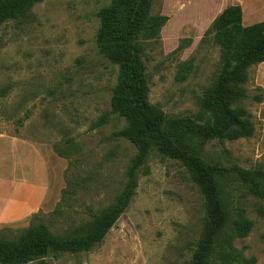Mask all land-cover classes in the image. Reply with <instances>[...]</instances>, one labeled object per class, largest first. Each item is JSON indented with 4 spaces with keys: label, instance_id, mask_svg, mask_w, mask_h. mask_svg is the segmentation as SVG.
<instances>
[{
    "label": "rangeland",
    "instance_id": "1",
    "mask_svg": "<svg viewBox=\"0 0 264 264\" xmlns=\"http://www.w3.org/2000/svg\"><path fill=\"white\" fill-rule=\"evenodd\" d=\"M110 0H42L23 17L0 27V133L32 139L63 160V189L44 222L60 237L87 225L111 205L126 182L135 147L111 134L125 120L111 113L118 67L96 44L97 12ZM243 7L244 25L264 21V0H154L152 14L169 19L160 34L140 38L149 99L168 117L204 120L202 98L220 70V47L211 26L230 5ZM248 97L235 102L251 114L255 133L236 140L212 139L202 158L219 168L229 212L209 264L227 254L264 264V201L237 173V166L264 165V62L249 68ZM262 88V89H260ZM204 117V118H203ZM52 153V154H53ZM205 199L184 164L153 150L139 172L136 193L103 242L88 252L49 254L28 264H188L202 235ZM253 221L247 236L238 228ZM27 226H2L0 237H19ZM248 264V263H243Z\"/></svg>",
    "mask_w": 264,
    "mask_h": 264
},
{
    "label": "trees",
    "instance_id": "2",
    "mask_svg": "<svg viewBox=\"0 0 264 264\" xmlns=\"http://www.w3.org/2000/svg\"><path fill=\"white\" fill-rule=\"evenodd\" d=\"M42 0H0V27L9 20L23 17ZM154 0H110L97 12L99 28L96 44L102 54L118 67L117 82L112 89L111 111L103 114L97 126L108 121L111 113L124 118L125 125L111 138H123L135 147V155L126 173V182L115 201L72 234L60 237L44 223L31 225L13 239L0 237V264H28L49 254L88 252L100 245L129 207L139 183V172L153 150L180 160L205 199L202 235L188 264H209L211 248L224 231L229 212L218 182L219 168L202 158L205 145L212 139L236 140L255 133L252 114L235 102L248 97L245 83L249 68L264 62V21L243 24L240 4L225 8L213 22L214 40L220 47V70L202 98L204 120L168 117L149 99L147 67L140 38L157 37L168 17L152 14ZM262 89V88H260ZM264 101V91L255 94ZM240 178L251 192L264 201V165L254 169L237 166ZM253 221L244 219L238 228L247 236ZM255 258L227 254L222 264H254Z\"/></svg>",
    "mask_w": 264,
    "mask_h": 264
},
{
    "label": "crops",
    "instance_id": "3",
    "mask_svg": "<svg viewBox=\"0 0 264 264\" xmlns=\"http://www.w3.org/2000/svg\"><path fill=\"white\" fill-rule=\"evenodd\" d=\"M52 153L32 139L0 133V227L29 226L57 201L64 159Z\"/></svg>",
    "mask_w": 264,
    "mask_h": 264
}]
</instances>
